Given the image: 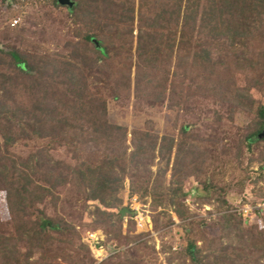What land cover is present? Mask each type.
Segmentation results:
<instances>
[{
  "label": "trees",
  "instance_id": "obj_1",
  "mask_svg": "<svg viewBox=\"0 0 264 264\" xmlns=\"http://www.w3.org/2000/svg\"><path fill=\"white\" fill-rule=\"evenodd\" d=\"M37 3L0 26V264H264V213L228 197L264 200V0ZM110 102L173 112L175 132Z\"/></svg>",
  "mask_w": 264,
  "mask_h": 264
},
{
  "label": "rangeland",
  "instance_id": "obj_2",
  "mask_svg": "<svg viewBox=\"0 0 264 264\" xmlns=\"http://www.w3.org/2000/svg\"><path fill=\"white\" fill-rule=\"evenodd\" d=\"M32 3L35 4L37 6V0H30L27 3L24 4H12V5H8L7 1L4 2L2 4L1 0H0V26L3 23H6L7 19V15L11 13L12 10H19V8L21 9L22 7H24L26 9V11L28 12H34V5L32 6ZM14 20V19H13ZM12 20V22H13ZM59 28V27H58ZM60 37L59 39L61 40L62 38H66L68 37V33L64 32V27L63 29L60 28ZM5 39L3 40V43H5ZM52 44V43H50ZM54 44V43H53ZM52 44V45H53ZM174 113L173 112H168L165 111L163 108H149V110L147 109L146 111H138L136 109H134L131 106H118L116 104H114L113 102H110L109 104V118L112 121H116V122H120V123H124L127 124L129 127L132 126H141L143 125V122L146 120V118H150L153 120L154 122V127L155 130L159 131V132H169V133H173L175 132V130L173 129V125H172V117H173ZM64 153V152H63ZM61 152V155L63 154ZM187 188H192L194 190L195 188V182L192 180H188L187 181ZM243 195L246 196L247 200H251L252 198V194L250 192H243ZM123 196H124V203L128 205V208H132L135 211V215H134V219L136 221V229L137 230H145L147 228L150 227V223H149V217L147 216L148 214V210L146 209V207L141 203V201L138 198V195L136 194H132V195H128V190L127 188H125L123 190ZM241 195L236 193V192H232L229 194V199L231 200V202H233L234 204L236 202H241ZM187 202L192 203L191 199H187ZM247 202H243V203H248ZM127 205L124 208H127ZM191 207L193 209H195V211H198V213L200 214H206V210L210 208L209 205H205L203 207H197L196 205L191 204ZM127 208V209H128ZM129 210V209H128ZM127 211V210H126ZM8 216L7 213V209H6V204H5V199H4V193L0 191V217L1 218H6ZM250 221L251 222H260V219L258 218L257 214H252L250 217ZM80 233L82 235V237L87 240V233L90 232H96L97 236L99 237H103V233L100 229H97L95 231H91L90 229H87L86 227H79ZM165 234H164V238L172 243L178 242L182 240V228L181 226L178 224V222L176 221V223H174L173 225H171L169 228H167L165 230ZM155 234V232L153 233ZM158 247V246H157ZM92 254L95 258L97 259H101L102 257H104L107 253L108 250L102 248V250H97L96 248L92 247ZM161 264H165L164 261L162 260Z\"/></svg>",
  "mask_w": 264,
  "mask_h": 264
},
{
  "label": "built area",
  "instance_id": "obj_3",
  "mask_svg": "<svg viewBox=\"0 0 264 264\" xmlns=\"http://www.w3.org/2000/svg\"><path fill=\"white\" fill-rule=\"evenodd\" d=\"M16 22V20H13V23ZM236 210H238L239 212L242 213V215L244 217H247L248 219H250L249 217L252 214H256L257 212H263L264 213V200L261 201H257L254 204H249V203H240V202H236ZM87 240L88 242L91 244V248L95 246H93V241L96 240L99 236H97L96 232H88L87 233ZM97 250H102V248H96Z\"/></svg>",
  "mask_w": 264,
  "mask_h": 264
},
{
  "label": "water",
  "instance_id": "obj_4",
  "mask_svg": "<svg viewBox=\"0 0 264 264\" xmlns=\"http://www.w3.org/2000/svg\"><path fill=\"white\" fill-rule=\"evenodd\" d=\"M58 2L64 3V4H71V0H57ZM126 210H128L127 208H122L120 211L121 213H124Z\"/></svg>",
  "mask_w": 264,
  "mask_h": 264
}]
</instances>
